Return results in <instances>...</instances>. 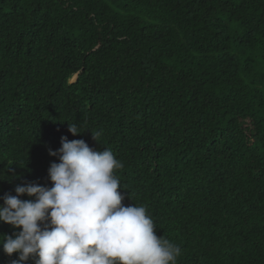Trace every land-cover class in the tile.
<instances>
[{
	"label": "trees",
	"instance_id": "1",
	"mask_svg": "<svg viewBox=\"0 0 264 264\" xmlns=\"http://www.w3.org/2000/svg\"><path fill=\"white\" fill-rule=\"evenodd\" d=\"M62 137L123 163L176 264H264V0H0V205Z\"/></svg>",
	"mask_w": 264,
	"mask_h": 264
},
{
	"label": "clouds",
	"instance_id": "2",
	"mask_svg": "<svg viewBox=\"0 0 264 264\" xmlns=\"http://www.w3.org/2000/svg\"><path fill=\"white\" fill-rule=\"evenodd\" d=\"M49 155L59 159L48 169L51 187L28 183L2 197L0 222L21 229L0 241L18 255L11 264H176L181 248L156 235L146 208L122 203L115 171L123 163L110 149L62 137Z\"/></svg>",
	"mask_w": 264,
	"mask_h": 264
}]
</instances>
